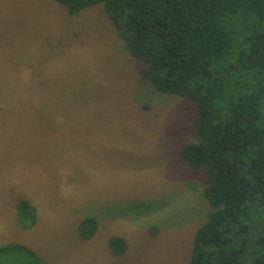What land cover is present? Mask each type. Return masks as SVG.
Instances as JSON below:
<instances>
[{
	"label": "rangeland",
	"instance_id": "obj_1",
	"mask_svg": "<svg viewBox=\"0 0 264 264\" xmlns=\"http://www.w3.org/2000/svg\"><path fill=\"white\" fill-rule=\"evenodd\" d=\"M144 69L104 4L0 0V247L44 264L189 263L211 212L206 173L182 154L198 110Z\"/></svg>",
	"mask_w": 264,
	"mask_h": 264
},
{
	"label": "trees",
	"instance_id": "obj_2",
	"mask_svg": "<svg viewBox=\"0 0 264 264\" xmlns=\"http://www.w3.org/2000/svg\"><path fill=\"white\" fill-rule=\"evenodd\" d=\"M43 1V0H40ZM78 15L104 4L143 78L188 98L198 114L195 142L182 154L206 173L211 212L188 264H264V0H54ZM21 219L35 225L29 202ZM22 221V222H23ZM94 218L81 222L94 236ZM125 250L123 239L111 243ZM44 264L23 244L0 247V264Z\"/></svg>",
	"mask_w": 264,
	"mask_h": 264
}]
</instances>
